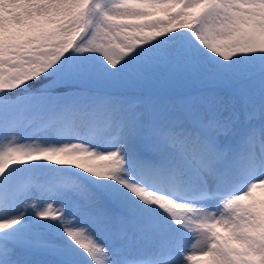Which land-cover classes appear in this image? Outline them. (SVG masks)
<instances>
[{
	"label": "rangeland",
	"instance_id": "obj_1",
	"mask_svg": "<svg viewBox=\"0 0 264 264\" xmlns=\"http://www.w3.org/2000/svg\"><path fill=\"white\" fill-rule=\"evenodd\" d=\"M95 1L100 9L93 18ZM72 16L78 18L74 27L88 20L101 23V28L93 25L95 41L117 26V48L127 50L120 57L132 64L131 71L122 70L128 74L126 86L136 77L149 88L144 101L134 97L130 104L120 94H105L99 110L83 118L60 116L54 126L46 117L31 124L0 114V169L11 158L38 163L8 164L2 174L8 181L0 183V264H61L51 254L74 260L70 256L76 253L82 255L79 264H88L87 258L129 264L127 258L135 257L151 264H264V176L259 168L246 173L253 184L243 190L235 179L224 178L233 170L238 136L247 128L242 121L257 123L264 134V108L253 99L259 93L248 90L244 98L240 92L246 78L264 69V0H0V61L10 53L18 62L37 60L40 50L47 53L54 46L55 27L65 41L62 55L72 37L65 30ZM129 52H136L137 61ZM226 66L234 69L224 74ZM1 76L11 78L8 72ZM205 78L212 83L202 87ZM92 80L101 85L99 77ZM219 80L232 85H216ZM255 81L264 92V72ZM193 85V91H184ZM229 89L240 94L228 96ZM148 115L155 132L167 133L190 155L197 150L189 145L222 141L219 155L205 150L211 165L202 172L207 186L224 198L184 203L190 213L168 219L156 192H151L156 201L150 196L151 185L126 175L128 167L144 166L143 151L154 156L170 151V144L151 132ZM189 125L197 128L192 139L186 137ZM42 166L60 172L52 177ZM56 177L60 184L48 182ZM120 211L152 218L157 225L135 224V231L121 236L112 227V215Z\"/></svg>",
	"mask_w": 264,
	"mask_h": 264
},
{
	"label": "bare ground",
	"instance_id": "obj_2",
	"mask_svg": "<svg viewBox=\"0 0 264 264\" xmlns=\"http://www.w3.org/2000/svg\"><path fill=\"white\" fill-rule=\"evenodd\" d=\"M158 177L154 180V184L158 191L154 194V196L157 198L158 203L163 206L164 208H167L173 204H175L178 200L181 198L177 195L172 193L167 187L162 186L159 184L160 179ZM236 189V188H235ZM209 203V202H208ZM186 204V203H185ZM198 204V203H197ZM199 205V204H198ZM205 205V204H204ZM194 206V205H192ZM202 206V205H201ZM200 208V207H199ZM202 210V209H201ZM217 210V209H216ZM191 208H187L185 206H175L172 208V210L169 212L170 214L174 213L176 216H179L182 213H190ZM207 212V211H206ZM216 212V211H214ZM216 214V213H215ZM199 215V214H198ZM185 218V217H184ZM194 218V217H193ZM152 219V218H151ZM200 219V218H199ZM198 219V220H199ZM220 220V219H219ZM201 221V219H200ZM185 223V222H184ZM186 224V223H185ZM198 224V223H197ZM216 225V224H215ZM216 227V226H215ZM212 229V228H211ZM214 229V228H213ZM216 230V229H214ZM217 231V230H216ZM220 232V231H219ZM222 232V231H221ZM222 234V233H221ZM220 234V235H221Z\"/></svg>",
	"mask_w": 264,
	"mask_h": 264
},
{
	"label": "trees",
	"instance_id": "obj_3",
	"mask_svg": "<svg viewBox=\"0 0 264 264\" xmlns=\"http://www.w3.org/2000/svg\"><path fill=\"white\" fill-rule=\"evenodd\" d=\"M15 70H17V68H15ZM16 77L18 78V89L21 90H25V89H31V90H36L38 88L37 85H33L27 72L26 71H21L18 70L15 72ZM134 83V81H133ZM17 86V85H16ZM138 91H141L140 89ZM19 92V91H17ZM3 102H0V104H2Z\"/></svg>",
	"mask_w": 264,
	"mask_h": 264
}]
</instances>
